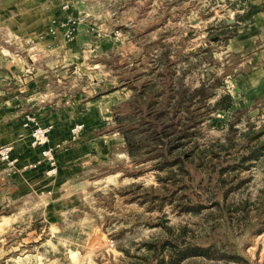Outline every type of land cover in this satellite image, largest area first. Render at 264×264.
I'll list each match as a JSON object with an SVG mask.
<instances>
[{
    "label": "rangeland",
    "instance_id": "1",
    "mask_svg": "<svg viewBox=\"0 0 264 264\" xmlns=\"http://www.w3.org/2000/svg\"><path fill=\"white\" fill-rule=\"evenodd\" d=\"M9 1L0 5V14L7 13L8 9H1V6H8ZM57 1H38L39 8L43 7L41 14L43 11L48 15L43 29L45 33H54L49 29L55 24L58 28L53 35L50 34L51 39L56 40L60 36L61 43L69 45L74 40L78 20L68 12L69 4L65 7ZM252 1L130 0L125 14L130 15L132 21L126 23L127 26L112 24L103 35V31L98 30L93 40L102 38L103 44L108 45L111 51L95 52L93 59L105 63L106 67L110 65V74L120 82L119 88L128 89L129 82L139 89L148 81L154 83V89L148 93L152 97L162 90V84L157 81V75L163 70L159 56L167 48L170 59L176 61L173 79L180 77L185 86L196 87L202 81L211 82L214 77L219 78L221 85L216 88L215 98L223 93L230 94L227 85L238 72L234 71L238 58L232 54L225 56L228 54L224 52L225 45L229 36L245 23L246 20H241L240 16L245 14ZM59 9L65 14L62 18H57ZM117 9L118 5L115 6L113 23L119 16ZM0 27V31L8 32L5 22ZM116 31L120 33L118 39L114 38ZM2 37L1 48H8L9 42ZM15 54L26 60L28 51L23 46ZM35 61H38V55ZM56 74L51 70L49 75V103L44 101L38 106L43 103L52 105V110L56 111L63 104L74 102L80 108L76 112H81L80 103L87 97H80L84 94L80 89L88 88L85 89L84 84L76 87L72 78L57 81ZM129 93L131 95L132 90ZM113 107L101 120L108 121V125L102 122V127L88 130V127L84 129V121H76L69 127L63 142L51 146L56 155L58 149H64L81 138L108 140V150L103 158H99L100 162L85 163L87 168L80 176H84L83 180L88 178V184L82 181V186L77 188L78 194H70L71 205L62 210H58L57 206L43 210L41 205L46 202V197L43 202L34 197L32 203L28 202L15 213L16 223L12 229L0 228V264H151L152 253L144 245L151 242L162 247L165 241L175 239L181 231L185 232L187 242L196 241L204 246L212 241L225 243L240 258L232 261L199 256L187 258L181 264H264V230L257 232L264 226V204H261L264 201V158L250 171L241 173L242 176H249V182L235 193L236 198L250 202L249 224L242 212L236 213V218L224 228L215 209L204 210L201 214H179L171 205L164 204L161 210H148V204L139 203L137 195L149 186L158 185L155 174L152 171L138 177L128 174L135 168L125 151L120 133L115 130ZM35 108L36 105L34 111L29 109L25 115L32 114L43 125L49 126L50 139L53 124L42 119ZM235 119H238L235 127L240 131L246 130L248 123H253L254 129H258L264 123L262 101L259 105H236L233 101L231 110L213 112L210 121L203 125L199 141L205 144L216 139L224 141L228 125ZM138 184L141 185L139 189L135 187ZM9 207H5L0 216L9 215ZM210 212L213 215H209ZM15 216H12L13 219ZM212 217H215L214 220L219 217V224L216 225ZM163 256L167 258L166 250Z\"/></svg>",
    "mask_w": 264,
    "mask_h": 264
},
{
    "label": "crops",
    "instance_id": "2",
    "mask_svg": "<svg viewBox=\"0 0 264 264\" xmlns=\"http://www.w3.org/2000/svg\"><path fill=\"white\" fill-rule=\"evenodd\" d=\"M6 1L0 0V5ZM38 1L42 2L10 0L8 6H1V9L8 11L0 14V25L5 22L9 29H6L8 32L0 31V38L3 35L9 47L0 46V146L12 145V156L16 158L13 171L0 163V213L10 206V214L0 216V228L6 230L16 223L15 213L18 209H23L28 202L32 203L34 197L42 202L46 197V202L41 205L43 210L50 206L62 210L71 205L70 194H78L77 188L82 186V181L88 184L89 179L83 180L84 176H80L87 168L85 163L100 162L99 158H103L108 150L106 139L81 138L57 150L55 158L58 172L56 175L48 174V166L42 161L40 148L31 146L30 129L23 126L25 113L29 112L27 110L36 105L35 110L41 118L53 124L48 143L53 146L63 142L69 127L76 121H84V129L88 127V130L102 127L103 116L108 115L115 104L125 101L131 91L127 87H118L120 82L110 74V65L106 67L105 63L93 59L96 57L95 52L111 51L108 45L103 44L102 38L93 40L98 30L103 31V35L112 24L127 26L126 23L132 21L131 16L125 14L130 0H58L61 6L69 4L68 12L78 20L74 40L69 45L61 43L60 36L56 40L51 39L50 34L53 35L58 27L54 33H45L43 27L48 15L43 11L41 14L43 7L39 8ZM117 5L119 16L113 23ZM251 6H257L259 10L243 26L238 27L225 45L224 52L228 53L225 56L232 54L238 58L234 69L238 72L227 86L236 105H259L262 101L264 111V0H253ZM63 14L59 9L57 18L64 17ZM49 20L48 23L52 21ZM23 46L28 51L26 60L15 54ZM37 55L39 64L35 61ZM50 69L57 72V81L72 78L76 87L80 88L84 84V88H88L80 89L84 93L80 97H87L80 103L81 112H76L80 108L74 102L63 104L56 111L52 110V105L43 103L38 106L50 101ZM103 124L109 123L105 121ZM39 160L41 162L36 168H24ZM25 210H28L27 207Z\"/></svg>",
    "mask_w": 264,
    "mask_h": 264
},
{
    "label": "trees",
    "instance_id": "3",
    "mask_svg": "<svg viewBox=\"0 0 264 264\" xmlns=\"http://www.w3.org/2000/svg\"><path fill=\"white\" fill-rule=\"evenodd\" d=\"M258 10L259 7L251 6L240 19L248 20ZM169 53L165 48L159 56L163 66L157 75L162 84L160 93L150 97L148 93L155 87L150 81L140 89L129 82L133 93L113 107L115 130L120 133L136 170L131 169L128 174L138 177L152 171L158 184L137 195L139 203H147L148 210H161L164 204H169L179 214H201L215 209L224 228L236 218V213L242 212L249 224L250 202L236 198L235 193L249 182V176L241 173L250 171L264 158V123L256 130L253 123H248L246 130L240 131L235 127L238 121L235 119L229 123L224 141L201 143L203 125L210 121L213 112L231 110L232 96L223 93L215 98L216 88L221 85L219 78L202 81L196 87L185 86L180 77L173 79L176 61L170 59ZM135 187L139 189L141 185ZM217 220L219 217L214 220L216 225ZM262 230L263 225L257 232ZM184 237L185 232L181 231L162 247L146 243L145 248L153 256L151 264H181L187 258L199 256L240 259L225 243L212 241L204 246L196 241L187 242ZM165 250L167 258L163 256Z\"/></svg>",
    "mask_w": 264,
    "mask_h": 264
},
{
    "label": "built area",
    "instance_id": "4",
    "mask_svg": "<svg viewBox=\"0 0 264 264\" xmlns=\"http://www.w3.org/2000/svg\"><path fill=\"white\" fill-rule=\"evenodd\" d=\"M68 7L67 4L64 5ZM74 22V21H72ZM61 26V24H59ZM55 24L50 27V32L55 30ZM69 37V35H67ZM120 37V33L116 31L114 33V38L118 39ZM23 126L28 127L30 129V144L33 147L40 148V155L42 161L47 163L48 174H55L57 172V162L54 155L53 148L48 145L49 143V134H50V127L47 125H43L34 115L26 114ZM13 146L10 144H4L0 146V163L4 164L8 170H14L16 166V158L12 156ZM40 160L36 161L35 163L28 164L24 168H36L40 164ZM112 245V242H110Z\"/></svg>",
    "mask_w": 264,
    "mask_h": 264
}]
</instances>
